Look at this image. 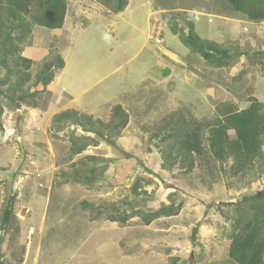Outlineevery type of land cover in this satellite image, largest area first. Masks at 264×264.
I'll use <instances>...</instances> for the list:
<instances>
[{
  "label": "rangeland",
  "instance_id": "rangeland-1",
  "mask_svg": "<svg viewBox=\"0 0 264 264\" xmlns=\"http://www.w3.org/2000/svg\"><path fill=\"white\" fill-rule=\"evenodd\" d=\"M66 1L70 23L65 31L69 32L50 51L59 53L67 66L55 77L60 84L73 83V94L88 86L90 79L85 76L101 79L82 95L78 106H89L87 101L93 98L100 104L116 99L129 113V124L119 137L110 134L115 146L97 138L98 146L72 160L98 157L81 168L98 166L93 186L86 188L61 177L62 171H71L66 159L68 137L88 133L74 125L50 128L52 112L59 110L56 115L70 107L61 103L66 95H60L54 79L44 89L40 84L31 88L40 91L37 108L21 104L18 110H9L4 104L0 215L7 197L15 194L20 233L10 241L9 233L0 232V258L14 264L27 251L28 264L36 254L37 264H173L174 260V264H235L227 256L232 227L219 210L264 190V144L260 168L237 178L227 173L231 158L222 165L197 161L192 173L185 174L179 164L163 168L164 134L160 131L169 121L210 123L221 116L225 105L243 109L252 96L262 103L264 112V56H255L264 52V22L238 24L234 17L243 18L225 12L223 0H128V8L118 15L98 0ZM169 12L184 33V18L192 16L198 37L226 49L230 66L210 65L184 47L162 21ZM218 13L230 18L225 19L228 22L223 24ZM162 28L165 47L178 56L172 61L152 55L161 48L155 37L151 39L152 30L159 29L162 39ZM33 38L39 41L45 35L33 32L26 44ZM42 60H32L36 64L28 86L34 84ZM157 61L171 69L170 76L166 77L168 71L160 75L153 70ZM75 82L80 87L76 92ZM115 105L110 108L108 103L98 111L96 107L97 113L91 116L107 122ZM203 128L206 138L207 128ZM228 135L234 138L233 131ZM135 183L139 195H133ZM171 204H181L177 216L161 217L149 225L138 217L123 226L105 220L115 210L152 212Z\"/></svg>",
  "mask_w": 264,
  "mask_h": 264
},
{
  "label": "trees",
  "instance_id": "trees-1",
  "mask_svg": "<svg viewBox=\"0 0 264 264\" xmlns=\"http://www.w3.org/2000/svg\"><path fill=\"white\" fill-rule=\"evenodd\" d=\"M98 2L113 14L121 13L128 5V0H98ZM223 2L225 4L223 10L229 15L238 14L254 24L264 22V0H223ZM66 14V0H0V69L5 71L4 73L0 71V122L6 103L9 110H18L21 104L37 108L36 98L40 91H31V88L40 84L44 89L52 82L56 73L64 69L63 58L57 52L50 51L41 61L34 84L28 86L32 78L31 68L36 63L22 56V52L36 28L61 29ZM174 16V13L169 12L162 16V21L173 35L178 36L184 47L192 54L199 55L210 65L218 68L230 66L231 61L226 49L221 48L215 41L202 40L198 37L192 16L184 18L186 33L174 23L172 19ZM263 53L257 52L255 56H264ZM247 101L248 106L239 110L235 106L225 105L220 117L205 123L206 138L202 131L204 125L199 122L193 121L190 124L181 120L166 122L167 126L160 131L164 134L161 137L165 159L163 168L171 169L179 164L185 174H190L197 161L200 164L205 162L203 164L206 166L209 165L210 160L222 165L231 158L232 165L227 171L231 179L246 174L254 167L260 168L263 158L264 112L262 103L255 97H248ZM129 118V113L121 105H115L111 109L110 120L107 122L72 109L53 115L49 121L50 128H54L55 125L59 128H63L64 125H74L88 133L80 136L70 134L68 137L66 159L70 163L71 171L61 172L64 182L71 181L82 187H92L97 178L98 166L94 165L85 171L81 168L97 161L98 157L85 156L75 162L72 160L89 147L98 146L97 138L115 146L116 143L110 139V134L119 137L128 126ZM229 131L234 132L233 139H230ZM51 135L56 136L52 131ZM157 136L158 134H155L152 137ZM204 140L207 142V147L204 145ZM221 165L220 171L223 169ZM138 186V183L133 185V195H139ZM15 202V194L9 195L0 215V232L9 233L10 241L17 240L20 233L19 223L14 215ZM82 204L91 207L87 202ZM180 208L181 204H171L152 212L115 210L106 214L105 220L123 226L132 218L138 217L144 225H149L161 217L177 216ZM227 208L230 210L220 208L219 212L232 227L227 250L228 258L235 264H264V190L248 195L239 204H230ZM175 262L177 261L174 260L173 264Z\"/></svg>",
  "mask_w": 264,
  "mask_h": 264
},
{
  "label": "crops",
  "instance_id": "crops-1",
  "mask_svg": "<svg viewBox=\"0 0 264 264\" xmlns=\"http://www.w3.org/2000/svg\"><path fill=\"white\" fill-rule=\"evenodd\" d=\"M129 2V1H128ZM128 6H129V3H128V5L125 7V9L124 10H126L127 8H128ZM123 10V11H124ZM122 11V12H123ZM121 12V13H122ZM120 14V13H119ZM116 15H118V14H116ZM216 17L221 21V22H223V24L225 23V22H228V21H225V19H230V18H227V17H223V16H221L220 15V13H218V14H216ZM235 19H233L234 21H238L237 23L238 24H245V23H249V24H253V23H250V22H247L246 20H244V19H240V21L238 20V18L237 17H234ZM70 23V19H69V17L67 16V14H66V18H65V21H64V25H63V27L61 28V29H57V30H45V29H42V28H36L35 30H34V32H40V33H42L43 35H45V39H40L39 41H36L35 39L36 38H33L34 40V42H31L30 44H26V46H24V49H23V54H25L24 56H26L28 59H30V60H34V61H36V60H42L44 57H46V56H48V53H49V51H50V49H57L58 47H59V43H60V41H61V37H62V34L64 33V32H69V31H65V26H69L68 24ZM233 24H235L234 22H233ZM254 25H256V24H254ZM169 31V30H168ZM169 33L170 34H172L171 33V31H169ZM150 34H151V32H150ZM151 36V35H150ZM172 36L173 37H175V38H177V36L176 35H173L172 34ZM151 39H152V36H151ZM175 40V39H174ZM28 45V46H27ZM158 46H160L161 48H159V53H152V55H155L157 58H160V56H162L164 59H166L167 61H172V58H173V56L175 57V58H178V56H177V54H176V52H173L172 50H170V49H167L166 47H165V45H166V39H165V36H164V29L162 28V43L161 44H157ZM59 54V53H58ZM172 55V56H171ZM65 61V60H64ZM67 64V63H66ZM65 64V67L67 66ZM64 67V68H65ZM64 70V69H63ZM63 70L61 71V72H59V76L62 74V72H63ZM153 70L156 72H158V73H160V75H163L166 71H168V74L166 75V77H168V76H170L171 75V69L170 68H168L164 63H162V62H159V61H157V63H156V68H153ZM146 71V70H145ZM157 73V74H158ZM57 75V76H58ZM55 77L54 78V81L52 82L53 84H54V86H56V88H57V90H59V91H61V93H60V95L62 94H64V95H66V96H64L65 97V99H63L62 101H61V103L65 106V108L66 107H69V109H72V110H75V111H77V112H81V113H83V114H90V116L91 115H94V114H96L97 112H96V107H97V111H98V109L100 108V106L102 107V106H106V105H108V103H109V107L111 108V106L112 105H120L121 103L118 101V102H115L116 101V99L114 100V102L111 104V102H110V100L109 101H103L101 104L99 103V102H97V98H93L94 100H88L87 102L89 103L88 105L89 106H87V107H83V108H81V106H78V105H82V102H80V98H82V95L83 94H86L89 90H90V88L91 87H93L95 84H97L99 81H101V79H96L95 77H93V78H91V77H88V75L87 76H85L84 77V79L85 80H87V79H90V81H87L89 84H88V86L86 85V88H84V89H82V90H80V92L78 91V92H76L80 87H78L77 88V82H75V85H76V87H75V94H73V92L71 91V86H73V83L72 84H65V85H63V84H60V80L58 79L59 77ZM145 76H147V75H145ZM165 77V78H166ZM147 78L149 79V77L147 76ZM58 79V80H57ZM151 79V78H150ZM106 93V92H105ZM56 95V94H55ZM71 96V98H72V100L69 98ZM59 97V96H58ZM67 97V98H66ZM84 103V102H83ZM103 104V105H102ZM97 105V106H96ZM99 105V106H98ZM91 107V108H90ZM86 110H89V113L86 111ZM59 110H57V111H54V112H52V114L54 115L55 113H57ZM85 112V113H84ZM53 115H51V116H53ZM130 117V116H129ZM33 227H30V229H29V231L30 230H33L32 229ZM38 253V252H37ZM34 258V259H33ZM32 259H30V262H31V264H37V262H38V254H36L34 257H33ZM3 258L1 257L0 258V261H2V262H4V263H0V264H12L13 263V261L11 262V261H9V260H2ZM11 262V263H10ZM19 262V261H18ZM18 262H14V264H18ZM28 262H29V253L26 251V253H25V255L24 256H22V259L20 260V264H28Z\"/></svg>",
  "mask_w": 264,
  "mask_h": 264
},
{
  "label": "built area",
  "instance_id": "built-area-1",
  "mask_svg": "<svg viewBox=\"0 0 264 264\" xmlns=\"http://www.w3.org/2000/svg\"><path fill=\"white\" fill-rule=\"evenodd\" d=\"M159 29L157 30H152V33L155 35V38H154V42L155 44H161L162 43V39L159 38V34L157 33Z\"/></svg>",
  "mask_w": 264,
  "mask_h": 264
},
{
  "label": "bare ground",
  "instance_id": "bare-ground-1",
  "mask_svg": "<svg viewBox=\"0 0 264 264\" xmlns=\"http://www.w3.org/2000/svg\"><path fill=\"white\" fill-rule=\"evenodd\" d=\"M151 35H152V37H155L153 33Z\"/></svg>",
  "mask_w": 264,
  "mask_h": 264
},
{
  "label": "clouds",
  "instance_id": "clouds-1",
  "mask_svg": "<svg viewBox=\"0 0 264 264\" xmlns=\"http://www.w3.org/2000/svg\"><path fill=\"white\" fill-rule=\"evenodd\" d=\"M248 22V21H247ZM251 23V22H250ZM254 24V23H253ZM3 260V259H2ZM2 262V261H1Z\"/></svg>",
  "mask_w": 264,
  "mask_h": 264
}]
</instances>
